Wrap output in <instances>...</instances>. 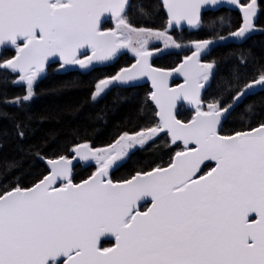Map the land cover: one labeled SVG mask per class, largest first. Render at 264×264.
Masks as SVG:
<instances>
[{"label":"snow or ice","instance_id":"1","mask_svg":"<svg viewBox=\"0 0 264 264\" xmlns=\"http://www.w3.org/2000/svg\"><path fill=\"white\" fill-rule=\"evenodd\" d=\"M220 2L138 3L136 13L148 22L166 14L154 28L134 25L130 0H0V84L24 89L0 95V105L16 109H0L11 125L0 130V149L11 144L16 154L4 159L0 178L17 173L0 183V264H264V53L237 47L204 60L213 48L244 45L264 32L255 23L264 3L226 0L240 22L229 18L216 30L215 20L205 25L202 9ZM216 19L224 25L223 16ZM185 24L210 34L179 42L171 32ZM164 50L186 54L175 67L154 66ZM124 51L131 61L113 72L36 89L52 65L55 75H87ZM174 74L183 83L172 87ZM146 80L151 87L143 96L128 91ZM68 92L84 95L32 110L41 96ZM106 97L94 116L68 122L63 139L61 129L50 128L33 140L37 124L75 119ZM185 104L190 117L181 116ZM109 123L97 146L99 125ZM161 136L175 148L166 160L135 158ZM37 162L41 169L27 171ZM125 164L127 175L114 179ZM78 165L93 170L77 180ZM102 238L113 242L104 246Z\"/></svg>","mask_w":264,"mask_h":264},{"label":"trees","instance_id":"2","mask_svg":"<svg viewBox=\"0 0 264 264\" xmlns=\"http://www.w3.org/2000/svg\"><path fill=\"white\" fill-rule=\"evenodd\" d=\"M150 0H131L130 4L132 5L128 9V13L130 17H134L132 19V22L134 23L135 26H145V27H154L158 28L160 27L164 20L166 19V14L161 12L156 18L154 22H148L146 19H143L139 16L138 13L135 11V6L138 3H149ZM261 3H264V0H261ZM223 16L225 19L224 25H221L220 21L216 18ZM240 17L241 14L239 13L238 9H231V8H220L217 10H207L204 12L202 15V18L205 22V25L210 20H215V25L214 27L216 30H221L227 28V22L229 18H231V22L233 25L237 24L240 22ZM258 27H264V12H261L255 22ZM104 27H109L105 24ZM171 34L179 41L183 43H187L190 40L193 39H204L207 38L210 34L209 30L207 27H203L201 29H189L188 27H183V29H177L173 30ZM222 34H225L222 32ZM251 46L254 50L255 53L261 54L264 53V32H259L253 34L246 42L244 45H236V44H229L226 46L222 47H217L213 48L211 52L208 55L204 56V60L208 61L211 60L213 57H218L222 53L227 52L229 49L237 48V47H247ZM13 53L11 52H4V55H11ZM186 54L185 52H180V51H166L164 53H161L160 55H156L152 63L156 67H166V68H171L175 67L177 63H179L180 58ZM132 59L131 55L128 53H122L116 62L114 64H111L108 67H101L97 68L94 73H89L87 75H84L82 73L78 72H70L66 73L63 75H55L52 73V68H55L56 65H52L51 68L49 69V78L46 80L40 81L36 85V89L39 90L42 87H46L48 84H50L54 80H62V79H68L74 76H80L82 80H88L91 76L98 75L99 73L102 72H113L117 67L130 62ZM177 83V81H175ZM215 88V81H213L212 88L208 90V93L206 95L210 94ZM150 89V85L148 83L141 84L137 89H128L129 92L135 91L139 96H143L145 91ZM24 91L23 87H18V86H12V85H3L0 84V95H2L4 92L7 93L8 97H13L16 94L22 93ZM84 93L82 92H68L63 94L60 97H52V96H41L39 99L35 100L32 103V110L34 112H40L43 111L46 108H49L52 106L54 103H59L63 104L65 102H76L78 101ZM111 95V94H110ZM109 99V97H106L105 100H101L99 104L95 105L94 109H89L86 108L84 112L80 114V116L76 117L75 119L66 116L64 120L60 124H56L54 122H45L41 124H37L36 127L39 128V131H37L36 136L33 137V140H39V138L43 135V133L50 129V128H57L61 129V137L60 139H63L64 137V131L66 129V126L68 122H71L72 124H76L78 122H81L83 120V117L86 113L89 111L92 112L93 116L95 115V112L100 110L105 102ZM127 106L122 108L119 113H117L116 116L111 117V120L118 119L119 116L123 113ZM0 109H3L8 112H15L16 109L15 107H7L5 108L3 105H0ZM191 112L190 109L187 107H182L181 108V116L182 117H190ZM245 120L248 119L247 116L244 117ZM102 130L98 133V135L95 138V143L97 146L101 145L107 140L108 137V132L111 127V124L109 123L108 127H103L102 125H99ZM233 125L231 123H225V128H230ZM4 128H7L10 130L11 125L8 120L5 119H0V130H3ZM165 140L166 138L164 136H161L159 139H156L153 143L148 144L147 148H145L144 151L142 152H137L135 153V158H139L142 161H146L148 163H151L153 160H159V159H164L166 160L168 156L170 155L171 152L175 151L174 147H165ZM55 145H50L51 147H54ZM14 155H16L13 151V145L8 144L6 145L3 149H0V168L4 167L3 161L6 158H12ZM43 165L39 162L33 168L28 169L27 171L29 172H35L39 169H41ZM93 170L87 166L82 167L81 165L77 166L76 168V178L77 180L86 177L90 171ZM130 170V165L125 164L124 166L114 170L112 172L113 178H120L124 175H127L128 171ZM17 173L15 171L8 173L6 176L0 178V183L3 182V180H11L13 177H15ZM25 181L30 180L32 177L31 175L25 174L21 177ZM144 208V205L142 206V210ZM104 246H110L111 243L113 242L111 239H103L102 240Z\"/></svg>","mask_w":264,"mask_h":264},{"label":"rangeland","instance_id":"3","mask_svg":"<svg viewBox=\"0 0 264 264\" xmlns=\"http://www.w3.org/2000/svg\"><path fill=\"white\" fill-rule=\"evenodd\" d=\"M257 20V19H256ZM256 22V21H255ZM105 24L107 25V26H111V21H110V19H108V20H105L104 21V26H105ZM152 47H155V48H161V49H163V43L162 42H154L153 44H152ZM166 51H176V50H164L162 53H164V52H166ZM123 53H128L127 51H124ZM129 55H131V53H128ZM161 54V53H160ZM160 54H158V55H160ZM121 55V54H120ZM119 55V56H120ZM175 80H181L182 82H183V78L181 77V76H179V75H176V74H174V76L172 77V78H170L169 79V83L170 82H173V81H175ZM83 166H86V165H83Z\"/></svg>","mask_w":264,"mask_h":264},{"label":"water","instance_id":"4","mask_svg":"<svg viewBox=\"0 0 264 264\" xmlns=\"http://www.w3.org/2000/svg\"><path fill=\"white\" fill-rule=\"evenodd\" d=\"M131 1V0H130ZM223 7H226V8H231V9H236L232 6H229L226 4V0H221L220 4L216 5V6H206L204 9H202V15L204 14L205 11L207 10H217V9H220V8H223ZM103 19V18H102ZM184 27H188L186 24L184 25ZM144 83H149L150 84V81H145ZM178 84H181V83H178ZM170 86L174 87L175 85L177 84H173L172 82H170L169 84ZM151 86V84H150ZM143 205H141V208H142ZM104 238H102L103 240Z\"/></svg>","mask_w":264,"mask_h":264}]
</instances>
